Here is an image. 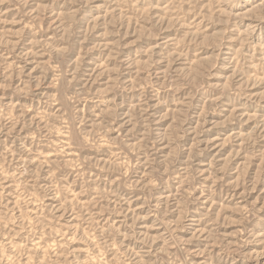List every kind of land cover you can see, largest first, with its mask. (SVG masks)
Masks as SVG:
<instances>
[{
	"label": "rangeland",
	"instance_id": "rangeland-1",
	"mask_svg": "<svg viewBox=\"0 0 264 264\" xmlns=\"http://www.w3.org/2000/svg\"><path fill=\"white\" fill-rule=\"evenodd\" d=\"M0 264H264V0H0Z\"/></svg>",
	"mask_w": 264,
	"mask_h": 264
}]
</instances>
